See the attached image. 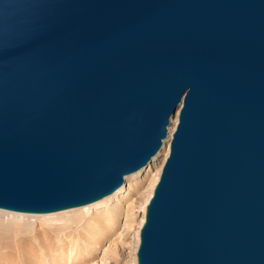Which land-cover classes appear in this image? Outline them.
I'll return each instance as SVG.
<instances>
[{
  "label": "water",
  "instance_id": "obj_1",
  "mask_svg": "<svg viewBox=\"0 0 264 264\" xmlns=\"http://www.w3.org/2000/svg\"><path fill=\"white\" fill-rule=\"evenodd\" d=\"M178 107L137 264H264V0H0V208L113 193Z\"/></svg>",
  "mask_w": 264,
  "mask_h": 264
},
{
  "label": "bare ground",
  "instance_id": "obj_2",
  "mask_svg": "<svg viewBox=\"0 0 264 264\" xmlns=\"http://www.w3.org/2000/svg\"><path fill=\"white\" fill-rule=\"evenodd\" d=\"M179 108L176 114L170 117L167 136L162 141V147L159 151L144 168L128 176L126 175L127 177L124 180L129 179L131 183L127 187L128 194L123 197V203L115 200V204L109 205L108 200L116 196L125 185L120 186L117 191L115 190L116 192L111 193L112 195L104 196V198L94 201V203L54 211V213L30 214L29 212L6 211L7 209L2 210L1 208L0 264L96 263L94 262L96 251L103 249L108 242L109 245L103 252L107 250L114 253V249L111 247L116 245L123 232L120 231L121 225L123 230L130 227L133 214V208L130 204L132 202L130 201H132L133 194H138L144 181L148 184L146 187L147 192L140 206L142 214L135 236V250H137L139 231L145 219L146 205L153 194L154 187L159 180L162 167L169 154L170 140L178 121ZM160 154L163 157L159 168L157 166L152 168V164L154 165V161ZM145 168L148 169L143 178H138L139 173L145 171ZM132 191L134 192L132 193ZM128 202L130 203L128 204ZM99 207L102 208L98 209ZM91 208H94L91 211L92 213L89 211ZM123 215L125 220L122 224L120 218ZM30 217L31 219L32 217H50L54 221H59V223L52 224L48 228H35L34 223L29 221L31 220ZM133 264H137L136 253Z\"/></svg>",
  "mask_w": 264,
  "mask_h": 264
},
{
  "label": "rangeland",
  "instance_id": "obj_3",
  "mask_svg": "<svg viewBox=\"0 0 264 264\" xmlns=\"http://www.w3.org/2000/svg\"><path fill=\"white\" fill-rule=\"evenodd\" d=\"M162 157L163 156L161 154L158 155L157 159L154 161V165L152 164V168L156 167V166H157V168H159V166L161 164ZM147 169L148 168H145V171L140 172L138 175L139 177L138 176L137 177L143 178ZM127 176H125V177H127ZM130 183H131V180H129V179L124 180V183L122 185H125V187L116 196L110 198V200H108V204L109 205L115 204V200L121 201L123 203L124 202L123 197H125L128 194L127 187ZM147 184H148V182L143 181L142 187L140 188L138 194H133L132 201H130L132 203L128 202V204L130 203L132 205V208H133L132 209V213H133L132 214V220L130 223V227L126 230H123V226L121 225L120 231H123L122 234L120 235L118 241L116 242V245H114L113 247L110 246L111 248L114 249V253H110L107 250L105 252H103V250H105L108 247V245H109V242H108L103 247V249H99L98 251H96V253L94 255L95 256L94 262H96V263L90 262L89 264H102V262H103V264H133L134 256L136 253L135 252L136 251L135 250V236H136V231L138 230V224L140 222L141 214H142V212L140 211V209H141L140 206L143 203L142 202L143 197L147 192V188H146ZM133 192L134 191H132V193ZM132 193H129V194L131 195ZM112 194H110V195H112ZM107 196H109V195H107ZM92 203H94V202H92ZM86 205H88V204H86ZM125 206H127V204H125ZM77 207H79V206H77ZM74 208H76V207H74ZM101 208L102 207H99L98 209H101ZM68 209H70V208H68ZM93 209L94 208H91L89 210L90 213H92L91 211H93ZM2 210H6V209H2ZM6 211H11V210H6ZM59 211H62V210H59ZM23 213H25V212H23ZM48 213H54V212H48ZM30 214H46V213H30ZM0 216H2V213H0ZM11 219H13V218H11ZM29 219H31V217ZM124 220H125V216L123 215V217L120 218V222L123 224ZM29 221L34 223L35 228H39V227L48 228L52 224L59 223V221H54L50 217H41V218L32 217V219Z\"/></svg>",
  "mask_w": 264,
  "mask_h": 264
}]
</instances>
